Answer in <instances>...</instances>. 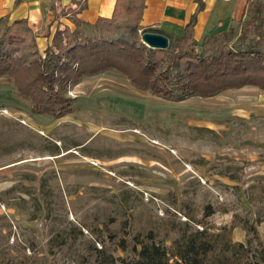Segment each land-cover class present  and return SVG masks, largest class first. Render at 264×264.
<instances>
[{
    "label": "rangeland",
    "instance_id": "1",
    "mask_svg": "<svg viewBox=\"0 0 264 264\" xmlns=\"http://www.w3.org/2000/svg\"><path fill=\"white\" fill-rule=\"evenodd\" d=\"M67 96L33 115L0 79V264H264L263 90L172 102L110 70Z\"/></svg>",
    "mask_w": 264,
    "mask_h": 264
},
{
    "label": "trees",
    "instance_id": "2",
    "mask_svg": "<svg viewBox=\"0 0 264 264\" xmlns=\"http://www.w3.org/2000/svg\"><path fill=\"white\" fill-rule=\"evenodd\" d=\"M142 7L143 0H115L110 18H97L93 24L75 18L83 8L80 2L57 7L56 17L67 18L74 28L57 23L42 52L26 20L0 19V78L11 80L15 96L28 103L31 114L52 119L72 112L70 88L110 70L135 89L172 102L244 87L264 90L263 0L246 1L236 38L229 27L197 43L192 17L181 36L167 37L164 50L141 42L139 32L159 34L139 26ZM189 248L191 264H199L195 246ZM150 262L160 264L153 258Z\"/></svg>",
    "mask_w": 264,
    "mask_h": 264
},
{
    "label": "crops",
    "instance_id": "3",
    "mask_svg": "<svg viewBox=\"0 0 264 264\" xmlns=\"http://www.w3.org/2000/svg\"><path fill=\"white\" fill-rule=\"evenodd\" d=\"M71 1L83 4L75 18L87 24H93L97 18H110L115 3V0H0V19L7 22L26 20L36 36L37 49L42 52L49 44L57 23L73 30L74 26L67 18L56 17L57 7L68 6ZM246 1L143 0L138 24L141 28L158 31L167 39L181 36L184 26L195 17L194 39L200 43L204 36L218 30L226 31L233 22L242 19ZM199 5L201 9H198ZM45 30L47 36L44 35ZM248 88L257 89H243Z\"/></svg>",
    "mask_w": 264,
    "mask_h": 264
},
{
    "label": "water",
    "instance_id": "4",
    "mask_svg": "<svg viewBox=\"0 0 264 264\" xmlns=\"http://www.w3.org/2000/svg\"><path fill=\"white\" fill-rule=\"evenodd\" d=\"M140 40L151 49L164 50L167 47V39L161 34L144 32L141 33Z\"/></svg>",
    "mask_w": 264,
    "mask_h": 264
}]
</instances>
